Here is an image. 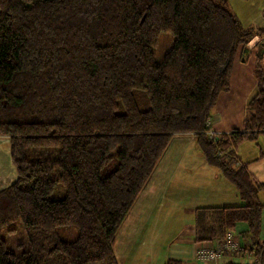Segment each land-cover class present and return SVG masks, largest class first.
Listing matches in <instances>:
<instances>
[{
  "label": "trees",
  "instance_id": "trees-1",
  "mask_svg": "<svg viewBox=\"0 0 264 264\" xmlns=\"http://www.w3.org/2000/svg\"><path fill=\"white\" fill-rule=\"evenodd\" d=\"M255 36L242 128L211 138L213 106ZM263 53L264 25L243 26L228 0H0V135L15 173L0 189V264H119L116 233L183 133L241 201L195 208L193 243L242 225L264 264V181L236 152L264 137ZM16 233V245L3 237Z\"/></svg>",
  "mask_w": 264,
  "mask_h": 264
},
{
  "label": "crops",
  "instance_id": "crops-1",
  "mask_svg": "<svg viewBox=\"0 0 264 264\" xmlns=\"http://www.w3.org/2000/svg\"><path fill=\"white\" fill-rule=\"evenodd\" d=\"M252 91V88H250L246 92L244 102H247ZM214 117L216 119L210 123L212 131L219 134L232 130L226 127V123H223L219 116L215 114ZM261 136L251 145L244 144L245 141H243L237 147L236 152L242 162H250L247 167L255 179L264 181V172L261 173L259 170L257 173L254 171V166L264 160V158L256 160L260 151H264V140H261ZM14 178V168L9 157V139L0 135V189L7 186ZM258 197L264 199V190L259 192ZM156 202L158 203L157 206ZM240 203L241 201L235 187L222 175L219 169L205 162L199 147L195 143L193 133L176 134L164 151L158 165L149 178L146 188L138 196L120 227L122 229L124 223L127 222L130 215L132 216L134 209L138 205L143 211L139 216V220H135L136 222L134 221L135 223L133 222L134 224H132V238L135 234H139V237H141L142 234L146 233L147 224L153 220V214L157 211L160 213L174 211L181 214L184 218V216H194V209L200 206H232ZM128 224L129 221L127 222ZM242 228L243 226L239 225L238 228L232 230L233 234L240 238L241 236L238 232ZM187 232L191 236L193 235L192 224L189 225ZM147 233L150 234L149 231ZM182 233H184V228ZM128 235H130V232ZM132 238L121 254V257L124 256V258L117 257L115 254L119 264L124 259L128 261L132 252L129 251ZM259 238L264 240V206L261 211ZM241 239L243 240V237ZM198 244L193 243L192 245L193 256ZM183 245L184 242L177 241L173 247L167 248L170 253L164 259L163 264H166L168 259L181 260L186 255ZM127 252L128 255H126ZM243 256L244 254H238L231 259L240 263ZM150 259L148 258L147 260Z\"/></svg>",
  "mask_w": 264,
  "mask_h": 264
},
{
  "label": "rangeland",
  "instance_id": "rangeland-1",
  "mask_svg": "<svg viewBox=\"0 0 264 264\" xmlns=\"http://www.w3.org/2000/svg\"><path fill=\"white\" fill-rule=\"evenodd\" d=\"M229 9L234 13L243 26L259 27L264 25V0H228ZM166 35H163V38ZM161 40L159 44L158 52L164 50L167 45V41ZM260 38L255 36L251 42L247 45L246 51L239 50L234 58V62L231 68L229 77V87L227 90H223L219 93L217 101L212 109V115L209 122L215 120V114L221 118L223 123H226V127L230 129H241L243 118L246 110V102L244 97L246 92L252 88V92L249 98L256 92V81L253 74L254 66L257 63L258 52L261 50V46L258 45ZM260 65L264 70V53L261 54ZM225 125V124H224ZM264 140V137H260ZM254 141H245L244 144L251 145ZM262 144V142H261ZM264 160L257 163L254 167V171L258 173L260 170L263 173ZM62 194V189L58 188L52 197H59ZM260 202L264 206V199L259 198ZM158 202V201H157ZM155 203L156 206L158 203ZM160 208V206H159ZM136 211V212H135ZM143 209L138 205L124 226L118 229L116 236V242L114 243V253L117 257H121L124 249L127 248L130 239L132 238V229L136 221L139 220ZM152 219V217H151ZM136 220V221H135ZM135 221V222H134ZM134 222V223H133ZM193 225V216H181L177 212H163L157 211L153 214V220L147 224L146 233L139 237V234H135L131 240V252L128 261L122 260L121 264H163L164 259L170 253L167 248L173 247L175 242H184V251L186 255L182 257L181 264H200V262L192 255V236L187 232L189 225ZM184 228V233L181 234ZM124 229H126L124 231ZM130 232V235L128 233ZM150 232L147 233V232ZM8 239L9 244L16 245L23 238L16 233L9 236L3 235ZM139 237V238H138ZM143 240V242H142ZM128 251V252H129ZM128 252L126 255H128ZM121 258H124L122 256ZM151 258L150 260H147Z\"/></svg>",
  "mask_w": 264,
  "mask_h": 264
},
{
  "label": "built area",
  "instance_id": "built-area-1",
  "mask_svg": "<svg viewBox=\"0 0 264 264\" xmlns=\"http://www.w3.org/2000/svg\"><path fill=\"white\" fill-rule=\"evenodd\" d=\"M210 127L209 120L206 123ZM209 137L215 136V131L207 130ZM244 241L232 231H227L224 236L213 242L199 243L194 256L201 264H262V255L256 253L252 248L244 249ZM243 253L242 261L239 263L231 258ZM240 257V256H239Z\"/></svg>",
  "mask_w": 264,
  "mask_h": 264
}]
</instances>
